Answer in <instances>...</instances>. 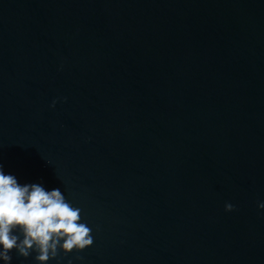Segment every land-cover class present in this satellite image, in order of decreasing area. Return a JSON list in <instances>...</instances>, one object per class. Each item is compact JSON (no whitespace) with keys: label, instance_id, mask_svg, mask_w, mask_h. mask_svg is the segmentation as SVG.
<instances>
[{"label":"clouds","instance_id":"9594fccd","mask_svg":"<svg viewBox=\"0 0 264 264\" xmlns=\"http://www.w3.org/2000/svg\"><path fill=\"white\" fill-rule=\"evenodd\" d=\"M258 207L264 208V203ZM233 209L232 204H225L226 211ZM92 244V229L81 222V209L59 189L21 185L0 165V260L4 264H11L13 251L23 258L35 253L37 264H48L61 250L67 255Z\"/></svg>","mask_w":264,"mask_h":264}]
</instances>
